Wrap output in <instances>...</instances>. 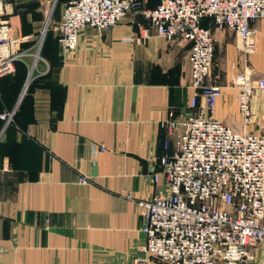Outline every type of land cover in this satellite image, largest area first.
Here are the masks:
<instances>
[{"label":"crops","instance_id":"0c3cea01","mask_svg":"<svg viewBox=\"0 0 264 264\" xmlns=\"http://www.w3.org/2000/svg\"><path fill=\"white\" fill-rule=\"evenodd\" d=\"M53 1L0 4L9 40L20 41L0 51L23 55L17 73L0 81V112H13L0 130V264H133L145 243L137 201L165 190L154 173L175 148L176 133L162 123L197 110L190 45L159 37L141 12L161 0H139L110 29L84 28L65 54L55 27L71 0H57L47 14ZM204 23L216 38L208 83L222 91L211 114L235 132L264 133V89L255 90L245 122L235 83L245 67L264 77V18L252 22V53L236 33ZM254 250L249 264H264V247Z\"/></svg>","mask_w":264,"mask_h":264},{"label":"built area","instance_id":"2783aa9c","mask_svg":"<svg viewBox=\"0 0 264 264\" xmlns=\"http://www.w3.org/2000/svg\"><path fill=\"white\" fill-rule=\"evenodd\" d=\"M137 8L139 0H71L56 26L63 52L77 49L84 28L108 30ZM140 9L159 37L182 38L190 45L196 91L191 106L197 110L181 121L162 123L176 133L175 148L162 156L154 173L165 190L137 201L145 243L144 257L133 264H147L150 257L163 264H249L256 259L255 247H264V133L235 132L211 114L222 91L208 83L216 38L202 21L213 18L217 29L236 33L245 52L252 53V22L264 18V0H161L153 9ZM8 31V22L0 20V47L20 43L9 40ZM22 56L0 51V79L16 71L15 62ZM235 83L248 122L251 98L255 90L264 89V77L253 79L245 67ZM202 95L206 105L198 106ZM12 116L0 113L7 123Z\"/></svg>","mask_w":264,"mask_h":264},{"label":"rangeland","instance_id":"374dc122","mask_svg":"<svg viewBox=\"0 0 264 264\" xmlns=\"http://www.w3.org/2000/svg\"><path fill=\"white\" fill-rule=\"evenodd\" d=\"M57 1V0H56ZM56 1L54 2L53 1V3H50V5L48 6V9H47V14H49L51 11H52V6L54 7V3H56ZM50 19H52V17L50 18ZM49 22H50V20H49ZM51 22H52V20H51ZM41 30H42V33H43V35H45V33L47 32V30H48V25L46 26V27H42L41 28ZM41 33V32H40ZM42 35V37L44 38V36ZM39 38H40V36H39ZM42 38V39H43ZM41 41V42H40ZM39 41V43L36 45V48H35V50H34V52L32 53V54H30V63H31V65H33L32 63H33V61L35 60V56H38V55H40V49H41V45H42V40H40ZM33 55V56H32ZM30 65V67H32Z\"/></svg>","mask_w":264,"mask_h":264},{"label":"trees","instance_id":"16d2710c","mask_svg":"<svg viewBox=\"0 0 264 264\" xmlns=\"http://www.w3.org/2000/svg\"><path fill=\"white\" fill-rule=\"evenodd\" d=\"M68 2H69V1H68ZM68 2H67V3H68ZM206 20H212L213 24L216 25V24H215V21H214L213 18L205 17V18L203 19V21H202V25H203V26L207 27V26L205 25V23H204V21H206ZM54 27H55V24L51 23V25L49 26V29H48V31H47V35L53 31L52 29H53ZM55 28H56V27H55ZM56 35H57V39H58V41H59V39H60V33H59V31H56ZM59 42H60V41H59ZM17 63H18V62L16 61V62H15V65H17ZM16 73H17V67H16V71H15L14 73L3 76V77L0 79V81H1L2 79H4L5 77H7V76H11V75H15ZM0 113H3V112H0ZM4 122H5L4 120H1V119H0V130H1V127H2V123H4Z\"/></svg>","mask_w":264,"mask_h":264}]
</instances>
